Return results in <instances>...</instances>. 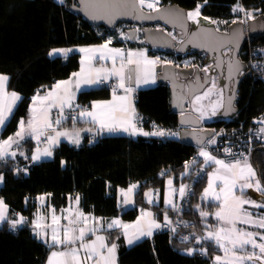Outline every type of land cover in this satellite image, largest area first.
Instances as JSON below:
<instances>
[{"label": "trees", "instance_id": "16d2710c", "mask_svg": "<svg viewBox=\"0 0 264 264\" xmlns=\"http://www.w3.org/2000/svg\"><path fill=\"white\" fill-rule=\"evenodd\" d=\"M163 4H179L191 10L201 5L204 16L227 26L241 14L234 11L243 6L248 12L264 15V0H162ZM72 0H0V73L9 76V90L22 95L15 111L0 133V140L14 134L19 120L30 116L31 97L40 89L50 88L57 80L71 76L80 66V54L69 55L53 49H68L80 45L98 44L106 41L112 30L96 26L71 10ZM102 31V33H100ZM115 44L121 45L120 42ZM251 46L264 56V33L246 40L243 50ZM130 48H146L145 44L132 42ZM242 50V51H243ZM159 57V53L153 52ZM173 52H166V57ZM247 54H244L243 57ZM183 65H197L201 53L188 52L178 55ZM205 62V58L202 59ZM111 86H102L82 91L77 98L78 110L89 108L97 99H107ZM236 105L238 112L230 121L218 115L209 124L215 129L216 142L210 148L229 143L234 150L244 152L256 168L264 186V142L258 129V119L264 117V68L241 81ZM137 109L144 127L154 123L162 128L164 136H140L134 139L127 135L98 136L90 142L91 132L80 145L62 142L54 149L51 159L33 161V140L23 143L20 150L24 156L0 159V174L4 183L0 198L9 206L10 215L22 213L27 221L12 227L7 219L0 224V264H47L53 247H47L37 236L31 223L36 212V197L45 194L57 210L66 206L69 196H80V208L104 218L121 216L125 222L136 219L141 209L151 208L163 220L165 216H180L185 222L184 232L191 240L171 238L170 233L160 229L151 238H146L132 247H127L122 229L107 232L109 242L119 245V264H211L221 250L215 243L203 237L215 219L211 216L218 204L206 201L204 190L208 184V171L203 178L197 173L203 167L198 161L186 170V162L199 151V147L181 141L177 114L172 112L170 90L165 84L137 91ZM89 124L68 117L60 122L62 129H79ZM91 127V126H89ZM94 131V127H91ZM223 154L221 152H218ZM237 158L236 153L228 155ZM185 172V173H184ZM176 184L188 182L193 194L181 209L150 205L145 200L149 189L164 188L168 179ZM132 183H138L135 194L136 206L125 210L120 204L121 191ZM264 195V194H263ZM210 213L202 216L201 213ZM206 247V253L194 255L183 253L195 245Z\"/></svg>", "mask_w": 264, "mask_h": 264}, {"label": "snow or ice", "instance_id": "6c2138e0", "mask_svg": "<svg viewBox=\"0 0 264 264\" xmlns=\"http://www.w3.org/2000/svg\"><path fill=\"white\" fill-rule=\"evenodd\" d=\"M158 2L159 0H138V5L141 9L145 6L149 9H155ZM122 4L123 0H98V2L92 5V7L94 11H103L104 16L111 17L120 14ZM200 7L201 5H197L195 11L188 12L187 18L195 21L200 15ZM234 11L245 10L238 5ZM246 15L249 18L254 19L252 13L246 12ZM93 18L103 17L94 14ZM109 44H111V40L97 48L80 49L81 52L91 53L92 55L87 57V68L82 67L79 73H73V77L76 78V87L79 88L81 83L94 84L102 82L100 77L103 73L104 79H107L109 75L117 76L119 78V84L117 87L124 89L126 95L117 96L114 89L113 100L111 102L94 103L92 105V111L81 112L80 115L91 117L92 121L98 123L101 129H107L109 131L123 129L126 132L131 131L135 134L137 131L142 130L137 129L136 125L133 123L135 107L132 102L131 93L134 89L132 87H127L126 81H132L134 79L137 84L141 83L142 80L147 83V77L152 74V66H154L157 61L150 60L143 51H130L125 58V53L122 49L109 48ZM69 51H71V49H53L49 55H54L57 52H63L66 55ZM96 53H100L99 59L101 60L110 58L113 61V67L111 70L91 68V61L97 58L95 55ZM118 57L121 60V63L117 68L116 60ZM81 63L83 65L85 61L82 60ZM232 68L233 65L230 64V72ZM235 70L239 71L238 61L235 62ZM205 71H207V69H205ZM93 72L95 73L94 76ZM8 79V76L0 74V127L5 125L12 112L13 106L16 101L20 99L17 93H8L6 91V83ZM71 85V79L68 81H60L54 86L53 91L49 92L45 97L34 96L32 98L34 107L31 109L32 116L27 121V127H25V121L21 120L19 122L20 130L17 131L14 136H9L6 140L0 142V159H3L7 155L15 157L16 152H9V149L13 144H19V141L24 139L25 134H30L37 141H40V138L45 135L46 130L53 128L52 122L49 119L50 109L58 106L62 112L65 106L71 107V100L73 99ZM215 87L216 84L213 80L212 88H209L202 96H195L193 103L196 104L209 97L212 93V89ZM46 101L48 103H45ZM37 102L39 103V107H36ZM196 111L201 112V115L203 116L201 108H197ZM213 114H215V106H213ZM60 122V119L55 121L56 124H60ZM261 131L264 132V129H261ZM65 135H67V133L64 132H56L55 135H47L46 140L48 147H45L43 151L38 148L37 152L31 157L32 160H39L41 156H51V147L59 143L58 138L60 136ZM143 135L164 136L166 133L164 131H156L153 133L144 132ZM72 142L79 144L80 141L78 135ZM209 143H214V141H209ZM225 151L227 152L229 150L226 149ZM21 155H23V153H21ZM199 155L204 158L205 164L212 163L217 166L216 171L209 177L208 188L204 190L205 196L211 195L218 201L222 199L220 208L215 213L216 218L221 222L222 226L215 232H208L207 237H205V239L215 240L218 247L224 251L225 255L223 257L217 256L215 258L217 264H246V262L256 264V261H260V264H264V233H253L237 227L238 224H244L264 229V217L253 218V214L244 208V205H250L254 208H264V203H257L253 200L244 199L242 198V195L237 196L235 194L237 190L243 194L244 189L246 188H254L255 191L264 194V186L261 185L260 180L256 179L255 170L246 160L243 164L239 160L235 163H226L224 160L217 159L203 149H201ZM0 179H2V177H0ZM216 181H221L223 184L219 193L214 190ZM168 184L171 186L172 181L169 180ZM136 187L137 185H132L127 191L122 190V193L125 196V203L131 202L129 197L131 196L133 189ZM185 187L186 186H181L179 189L181 197L185 195ZM172 192H175V189H172ZM146 195L149 196V202L152 203L151 193H146ZM40 200L43 202L44 197H40ZM79 200L80 198L77 196L75 198V203L77 205L79 204ZM165 202L175 208V204H173L171 199H166ZM6 209L7 205L2 199H0V221L5 219ZM66 211L69 212V216L64 217L68 220L67 226L60 225L61 217L55 215L54 209L51 224H42L40 221H42L44 217L40 216H38L37 220L33 222L34 231L37 236L41 238L48 235L47 231H45L46 229H51L50 246H65V251H52L47 264H88V261H92V264H115L116 245L113 244L111 247H107L104 243L103 236H97L96 240L91 243L85 242L86 231L94 232L96 229L94 227L91 229H86L84 227L76 229L75 227H72V225L79 222L86 224L89 217L84 216L82 212H76L75 219H71L72 209H67ZM201 215L207 216L208 213L202 212ZM151 216V212H142L141 219H138L135 224H122L119 220H114L108 225V227L122 228L123 234L127 238V243L131 245L141 237L151 236L152 228L160 227L155 221H151L147 230H145L142 226L141 220L144 217ZM165 219L167 220V216H165ZM22 223H24L23 217L12 222V227L15 228L18 224ZM77 231L78 235L76 234ZM77 241L80 242L79 248L68 247L69 245H75ZM45 242L47 243L48 241L46 240ZM249 246L253 249L251 253L246 255L238 254L244 252ZM105 248L107 249V254L102 251ZM255 249H259V254H257ZM81 250H83V255H81Z\"/></svg>", "mask_w": 264, "mask_h": 264}, {"label": "water", "instance_id": "95a60500", "mask_svg": "<svg viewBox=\"0 0 264 264\" xmlns=\"http://www.w3.org/2000/svg\"><path fill=\"white\" fill-rule=\"evenodd\" d=\"M98 0H72L71 10L82 16L86 21L112 29L119 23H133L143 26L145 43L178 55H186L196 51L205 53V62L197 65H183L177 57L163 56L157 65L158 81L170 90L172 112L177 114L179 137L182 142L197 146H205L216 132L210 127L212 121L202 120L192 106L195 96L205 92L216 79L222 86V110L216 117L224 119L238 112L236 105L238 90L242 80L252 73L247 70L242 50L248 37L264 33V15L259 14L246 25L234 21L228 31L219 30L208 18L194 24L187 18L190 10L179 4H162L159 8L148 10L140 8L138 0H123L120 14L104 16L103 11H94L92 5ZM103 18H93V15ZM206 17V16H205ZM165 24L175 29L177 39L162 28L151 25ZM136 29L129 30L130 39L134 40ZM166 59L168 61H166ZM239 62V71L235 70V62ZM233 68L230 72L229 65ZM134 67V66H131ZM207 69V71H205ZM134 84V79L131 81ZM215 117V118H216Z\"/></svg>", "mask_w": 264, "mask_h": 264}, {"label": "crops", "instance_id": "0c3cea01", "mask_svg": "<svg viewBox=\"0 0 264 264\" xmlns=\"http://www.w3.org/2000/svg\"><path fill=\"white\" fill-rule=\"evenodd\" d=\"M106 42H102V43H98V44H90V45H80V46H76L74 48H68V49H71V51H69L66 55H69L72 51H76V52H78L80 54V66H79L78 70L75 71L74 73H79L81 71V68L82 67L87 68V66H88V64H87V57L90 56V55H92L91 53L81 52L80 49H82V48H84V49L97 48L100 45L105 44ZM108 47L109 48L122 49L124 51V53H125V58L127 57V53L130 52V51L131 52H141V51H143V52L146 53L147 57L150 60H156L157 63L154 66H152V74L147 77V81H148L147 83L143 82V80L139 84H137L135 82V80H134V84H131V81H126V86L127 87H132L134 89V91L131 93L132 102H133V105L135 107V116L133 118V123L136 125V128L137 129L142 130V131H137L135 134H133L131 131H127L126 132L123 129H117L115 131H109V130H107V135H112V136L127 135V136H130V137L134 138V139H137L140 136H144L145 137V135H143L144 132L153 133V132H156V131H164L162 128H159L158 126H156L154 123H150L149 128L144 127V125L142 123V119L139 116L138 109H137V91L140 90V89L152 88V87L158 86L160 84L159 81H158V73L159 72L157 70V65L160 62V59L162 58V56H160V57L155 56L153 54V52H151L147 48H130L128 46H121V45H117V44H109ZM60 53H62V52H60ZM95 55H96L97 58L96 59H93L91 61V68L92 69H101V68L102 69H107V70H111L112 69V67H113V61L110 58H106L104 60H101V59H99L100 53H96ZM82 60L85 61V63L83 65L81 63ZM166 61H168V60L166 59ZM120 63H121V60L118 57L117 60H116V67L117 68L120 66ZM0 74L6 75L4 73H0ZM94 75H95V73L93 72V76ZM6 76H8V75H6ZM8 78H9V76H8ZM100 78L102 80V82H100V83H94V84H84V83H81L80 86H79V88H77L76 87V78L73 77V74H72L68 78L57 80L56 83H54V85L52 87H50V88L38 90L31 97L30 116H29V118L27 120H25L24 118H21L19 120V122L21 120H24L25 121V127H27V121L32 116L31 109L34 107L33 99L32 98L34 96L45 97L49 92H52L53 91L54 86L57 84V82H60V81H68L70 79L72 80L71 92H72V95H73V99L71 100V107L65 106L63 108V111L62 112H61V110H60V108L58 106L57 107H52L50 109V112H49V119L52 122L53 128L46 130V132L48 134H50V135H55L56 132H64V133H67V135L60 136L58 138L59 139V143H57V144H55V145H53L51 147V149H50L51 152H52V155L51 156H41V158L39 160H36V161H41V160H44V159H51L53 157V155H54V149L56 147H58L62 142L73 143L72 141L74 139H76L77 138V135H78V138H79V141L80 142H79V144H76V145H80L83 142L86 134H89L91 132L98 133L101 130L100 125L98 123H94L92 121V118L91 117L86 116V115L85 116H81L80 113L81 112L92 111V105L94 103L111 102L113 100V90L114 89H115V93H116L117 96H123V95H126V93L124 92V89H121V88H118L117 87L118 84H119V78L117 76L109 75L107 79H104L103 78V73H102ZM215 84H216V81H215ZM8 86H9V79H8V81L6 83V91L8 93L15 92V91H10ZM102 86H111V95H110V97L107 98V99H97V100H93L91 102V105H90V107L88 109L85 108V109H80L78 111V115H77L76 119H79L80 121L85 122V123H87L89 125L84 126L82 128H79V129H69V130H66V129L60 128L59 127V124H56L55 123V121L57 119H60V121L62 122L63 120H65L68 117V114L76 106L78 95L82 91H84V90H90V89H94V88H99V87H102ZM209 88H212V86L209 87ZM15 93H17V92H15ZM203 93H201L199 95L202 96ZM17 94L19 95L20 99L18 101H16L15 105L13 106L12 112L9 115V118L6 121L5 125L3 127H0V133L3 131V129L6 127L7 123L10 121V119H11V117H12L14 111H15V108L17 107L18 103L22 99V95L19 94V93H17ZM220 94L222 95L221 98L223 99L222 90H220ZM45 103H48V102L46 101ZM222 104H223V100L221 101V103L215 109V111L217 112V114L222 110ZM192 106L194 107L195 112L198 115L201 116L202 120H204V121L209 120V118L211 117L210 116L211 114L209 113L210 111L208 109H203L204 107H203L202 103L199 102V104H197V105L193 103ZM36 107H39V103L38 102H37ZM197 108H201L202 109L203 116L201 115V112L196 111ZM258 123H259L258 133H259V136H260L262 142H264V132L261 131V129H264V117L258 119ZM89 126H91V127L93 126L94 127V131H92L91 130V127H89ZM179 128H180V126H179ZM19 130H20V128H19V124H18L17 131H19ZM15 133L14 134H11L9 136H14ZM178 133H179V130H178ZM150 136H154V135H147L146 137H150ZM8 137H6L5 139L0 140V142L6 140ZM41 138H40V140H41ZM216 139H217V137H216V134H215V136L212 139H210L209 141H214V143H215L216 142ZM27 140H33V142H34V151H33V154H35L37 152V149L38 148L41 151H43V149L45 147H48V145L40 146V143H39L40 141H37L30 134H25L24 139L20 140L19 141V144H13L11 146V148L9 149V152H16L15 157L18 156V155L19 156H22L21 153H23V156H24V151L23 150H20V148L23 145V143L25 141H27ZM209 141H208V143L205 146H203V147H201L199 149L198 154L200 153L201 149H203L205 151H208L212 156H215L217 159L224 160L226 163H235L237 160H239L243 164L245 162V160H246L247 163H249L252 166V168L255 170V172H256V179L260 180L256 168L252 165V163L250 162V160H249L248 157H244V158H233L232 159V158H230L226 154H220L218 152L217 153L216 152H212L210 146L213 145L214 143H209ZM33 154H32V156H33ZM5 158H12V156L11 155H7L3 159H5ZM202 161H203L202 162V165L204 167H206V168H209V171H208V184L206 186V188H208V186H209V177H210V175L212 173H214L216 171L217 166L215 164H212V163L205 164L203 157H202ZM0 177H2V179H0V188H1L2 185H3V183H4V178H3V176L1 174H0ZM169 180L172 181V185L171 186H169V184H168V181ZM168 181L166 182V185H165L164 188L158 187V188H154V189L147 190L145 192V200L150 205H157V206L162 205L164 207L173 208L170 205L166 204V202H165L166 199H171L173 201V204H175V208L174 209H181L182 207H184V205L188 201L187 194H188V189H189V183L188 182H181L179 184H176L175 183V180L173 178L168 179ZM253 183H254V181H253ZM132 185H137V187L135 189H133V192H132L131 196L129 197V199L131 201L130 203H125L124 202L125 201V196L123 195V193L121 191L120 204L122 205V207L125 210H128L130 208H134L136 206L135 194H136V191L138 189L139 184L138 183H132V184H130V186H132ZM130 186H128L127 188H125L123 190L124 191H127V189ZM181 186H186L185 187V195L183 197H181L180 194H179V189H180ZM221 187H223L222 182L221 181H216V184L214 186V190L217 193H219ZM172 189H175V192H172ZM146 193H151V197H152V201H153L152 203L149 202V196H147ZM257 193H260V192L255 191L254 188H246V189H244L243 194H241V192L239 190H237L235 194L237 196H241L242 195V198H244V199L253 200V201H256L257 203H264V195H263V198L261 199V198L258 197L259 195H257ZM41 197H43V196H41ZM76 197L77 196H69L68 204L66 206L60 208L59 210H57L56 208H53V207L49 206V197L47 195H44V200L46 202V206H45L44 210H41V211L38 210V211H36L34 213V216L31 218L32 225H33V222L37 220L38 216L44 217V219L42 221H40L42 224H51L52 223V219L51 218H52V215H53V209L55 210V215L61 217V219H60V225L61 226H67L68 225V220L64 218V217H68L69 216V212L66 211L67 209H72V216L70 217L71 219H75V213L76 212H82L84 216L89 217V220L87 221L86 224L83 223V222H79V223H77L75 225H72V227H75L76 229H79L81 227H84L86 229H91V228L94 227L96 229L94 232H92V231H86L85 242H87V243H91L92 241H95L97 236H103L104 237V243L107 245V247H111L113 244H115L116 245V249H115V264H119L118 263L119 245H118L117 242H111V243L109 242L108 236H107V232L108 231H112V230L122 229V228H120V227L109 228L108 225L110 223H112V221L119 220L122 224H130L131 225V224H135L138 219H141L142 212H151L152 213V216L151 217H144L141 220L142 226L145 228V230H147L148 225H149V223L151 221H155V223H157V224L160 225L159 228H152V235L151 236L141 237L139 240H137L133 244L129 245L127 243V238L123 234V238H124V242H125L126 246L127 247H132L136 243H138V242H140V241H142V240H144L146 238L153 237V235L155 234V232H157L158 230L162 229V222L170 220V218L168 216H167V220L165 219V217H164L163 220H160L156 216L155 212L151 208L141 209L140 212H139V214H138V216L136 217V219H134L132 221H129V222H125L122 219L121 216H116V217H112V218H104L102 216H98V215H95L93 213H88V212L83 211L80 208V200H79V204L78 205L75 203V198ZM79 198H80V196H79ZM204 198L206 199V201H210L212 203L218 204L217 207H216V209H215V211L211 215L215 219V221L212 224L205 223V225H208L209 228L206 230V232L204 233L203 237H207L208 232H215L217 229H219L222 226L221 222L218 221V219L215 216V213L220 208V204L222 203V199L220 201L215 200L211 195H209V196H205L204 195ZM0 199H2V198H0ZM39 199H40L39 196L36 197V202H37V200L39 201ZM4 203L6 204L5 201H4ZM244 208L247 211H249V212H251L253 214V218L264 217V208H254V207H252L250 205H244ZM9 210H10L9 209V206L7 205V209H6V214H5V219L4 220L9 219L12 222H14L16 220H19L21 217H23L24 218V223L27 221L26 216H24L22 213H18L17 215H12L11 216L10 213H9ZM208 214H210V213H208ZM3 221H0V224ZM237 227L240 228V229H244V230H247V231H251L253 233H256V232H259V231L262 230V229H260L258 227H254V226H250V225H244V224H238ZM45 231H47L48 235L46 237H44V238H41V237H39V238L43 241V243L47 247H49V248L50 247H53V249L51 250V252L52 251H65L66 250L64 245L50 246V244H51V229H46ZM122 231H123V229H122ZM76 234L78 235V231H77ZM61 235H62V232H61ZM46 240L48 241L47 243L45 242ZM209 240H211V241H213L215 243V240H213V239H209ZM201 242H202V239L200 237V238H198L196 240V243H195L194 246H192L189 249H185L183 251V253L188 254V255H194L196 252L206 253V247H204L203 245H200ZM79 244H80V242L77 241V243L75 245H69L68 247L69 248L70 247H77V248H79ZM215 245L218 247V245L216 243H215ZM189 250H191V251H189ZM102 251L105 254H107V249L106 248L103 249ZM51 252H50V255H51ZM81 255H83V250H81ZM217 256H220L219 253H217V254L214 255L213 260H212V263H213L214 260H216L215 258ZM88 264H92V261H88Z\"/></svg>", "mask_w": 264, "mask_h": 264}, {"label": "built area", "instance_id": "2783aa9c", "mask_svg": "<svg viewBox=\"0 0 264 264\" xmlns=\"http://www.w3.org/2000/svg\"><path fill=\"white\" fill-rule=\"evenodd\" d=\"M162 4H163V1L159 0L155 9L159 8ZM240 7H242L245 11H240L241 14L239 16L233 18L232 21L225 27H222L218 22L212 20L211 18H208V20L210 21V23L214 24L219 30H222V31H228L229 25L234 21H241L247 27L248 22L250 20H253V19L249 18L246 15V12H248V11L243 6H240ZM144 8H146L148 10H154V9H149L147 7H144ZM259 14H260V12L258 11L252 15L254 16V19H255ZM206 18H207V16H206ZM151 26H154L157 28H162L164 31H166L168 34H170L173 38L177 39L178 32L175 29H171L165 24H154ZM133 28L137 30V35H136L134 40L130 39V37H129V30L133 29ZM143 28H144L143 26L133 24V23H119L118 25H116L112 29H110V30H112V33H110L108 35L106 41L111 40V44H115L116 42H120L121 46H128V44L132 43V42H137L140 44L147 45L145 43ZM100 33H102V31H100ZM251 38L252 37H248V39H247L249 44H250ZM106 41H104V42H106ZM146 48L149 49L151 52L159 53V57L160 56H162V57L166 56L167 51H165V50H162V49H159L156 47H146ZM244 54H247L246 57L245 56L243 57L244 61L246 62L247 70H249L253 74H258L259 72H261L263 70V68H264V56L259 49H254L251 46H249L248 48H246L242 51V55H244ZM173 56L178 57V54L176 52H174ZM205 57H206V54L201 53V59L199 62H201L202 59ZM86 109H88V108H86ZM78 111L79 110H78V107L76 105L71 110V115L73 117H77ZM216 116H217V114L214 117L211 116L209 118V121H212V122L215 121ZM231 119H232V117H229V118H226L225 120L230 121ZM47 135H49V134L47 132H45V135L42 136V138L39 142L40 146L48 145L47 140H46ZM103 135H107V129H101L99 131V136H103ZM97 137H96V133L92 134L90 136V142H94L95 140H97ZM226 149H228L229 151L226 152L225 151ZM216 151L221 152V153L226 154V155L236 153L238 155L237 158H244L247 156V153L244 152L243 147H239L237 150H234V148L229 143H225V144H222L220 146H217ZM198 161H202V157L197 152L186 162L187 166H186L185 172H188L189 167ZM206 174H207V172L203 166L202 169L200 171H198L197 177L203 178L204 176H206ZM192 194H193V188L191 186H189L187 197L192 195ZM44 195L45 194H41L38 196L44 197ZM36 203H37L36 211L44 210V208L46 206L45 200H43V202H41V200L39 199V201L37 200ZM49 206L55 208V206L51 203H49ZM185 224H186V222L180 216L177 215L174 218H170V220H168V221L162 222V229L168 231L170 233L171 238H180L183 241H189V240H191L190 233H187L184 231L181 232V230H183V227L185 226Z\"/></svg>", "mask_w": 264, "mask_h": 264}, {"label": "rangeland", "instance_id": "374dc122", "mask_svg": "<svg viewBox=\"0 0 264 264\" xmlns=\"http://www.w3.org/2000/svg\"><path fill=\"white\" fill-rule=\"evenodd\" d=\"M57 1H64V0H57ZM200 9H201V7H200ZM250 13L254 14L255 12L254 11H250ZM207 18H209V17H207ZM220 90H222V86H221L220 82L216 79V87L212 89L211 95L209 97L203 99L202 101H200V103H202V105L204 107L203 109H208L210 111L209 113L211 114L210 116H212V117H214L217 114L216 111H215V114H213V106H215V109H216V107L223 100L221 98L222 95L220 94ZM197 104H199V102L196 103V105ZM257 195H259L258 196L259 198H261V199L263 198V194L262 193H257ZM259 232L260 233H264V229H262ZM258 242H259V240H258ZM219 249L221 250L219 255L223 257L225 255L224 251L221 248H219ZM252 251H253V249L249 246V247L246 248V250L244 252H240L238 254L246 255V254L251 253ZM255 251L257 252V254H259V249H255ZM212 264H217L216 260H214ZM246 264H251V262H246ZM256 264H260V261H256Z\"/></svg>", "mask_w": 264, "mask_h": 264}, {"label": "bare ground", "instance_id": "6f19581e", "mask_svg": "<svg viewBox=\"0 0 264 264\" xmlns=\"http://www.w3.org/2000/svg\"><path fill=\"white\" fill-rule=\"evenodd\" d=\"M145 7H146V6H145ZM196 8H197V7H196ZM196 8L191 9L190 12L195 11ZM205 18H206V17L203 15V13L201 12V9H200V15L197 17V19H196L195 21H193V20H190V21L193 22L194 24H198V23L202 22L203 20L206 21ZM206 23H208V22L206 21Z\"/></svg>", "mask_w": 264, "mask_h": 264}]
</instances>
